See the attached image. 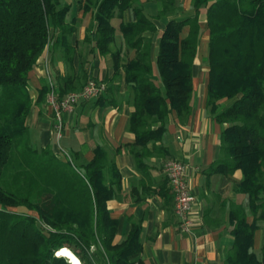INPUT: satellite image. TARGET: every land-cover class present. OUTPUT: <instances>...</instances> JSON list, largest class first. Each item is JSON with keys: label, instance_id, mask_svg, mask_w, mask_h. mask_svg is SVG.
<instances>
[{"label": "trees", "instance_id": "16d2710c", "mask_svg": "<svg viewBox=\"0 0 264 264\" xmlns=\"http://www.w3.org/2000/svg\"><path fill=\"white\" fill-rule=\"evenodd\" d=\"M141 1L149 0H85L83 6L95 23L86 39L100 55L111 54L114 72L123 69L130 89V152L140 166L149 144L156 151L169 116L174 112L183 124L191 115L193 63L204 16L206 107L221 126L222 158L212 172L241 171L234 187L248 201L247 208L230 210L233 239L224 264H264V0H191L193 15L182 20L168 19L181 10L176 0H160L153 17L137 5ZM70 10L62 0H0V264H71L59 254L64 249L81 264H141L135 261L141 251L138 225L123 242L113 243L118 222L106 203L116 194L120 174L107 153L97 146L87 163L62 161L50 147L33 146L27 126L32 108L45 104L49 91L46 83L31 100L30 73L44 50L60 48L65 62H72L70 37L76 28L75 19L68 20ZM127 10L134 21L114 26L113 19ZM155 21H165L160 33ZM117 33L135 52L122 65L121 51H110ZM56 86L60 97L83 87L70 76ZM260 223L257 254L254 235Z\"/></svg>", "mask_w": 264, "mask_h": 264}, {"label": "crops", "instance_id": "0c3cea01", "mask_svg": "<svg viewBox=\"0 0 264 264\" xmlns=\"http://www.w3.org/2000/svg\"><path fill=\"white\" fill-rule=\"evenodd\" d=\"M70 5L68 20L75 19V32L70 37L73 47L72 62H65L62 50L52 52L45 49L30 73V97L34 102L37 93L51 77L57 85L59 78H77L80 85L87 79H94L106 86L101 100H93L77 106L74 112L64 118L63 136L56 142L53 133V119L45 104L34 106L27 119L30 134L34 135L36 148L48 146L55 155L63 150L77 165L87 163L94 157V148L101 147L120 174L115 196L107 201L110 217L117 220L118 228L114 244L123 242L133 225L140 227L141 251L135 261L141 264H224L232 243L230 234V210L234 205L247 208V197L239 193L234 184L240 182L239 170L223 175L212 172V166L221 158V126L215 122L206 107L208 84V30L204 16L199 22L202 34L193 63V109L183 123L177 122L173 112L167 122L161 142L153 152L151 144L144 150L140 166H137L130 152L134 135L127 130L132 106L130 89L125 83L122 68L114 72L110 53L102 56L93 48L86 37L94 31L92 13H83L85 0H62ZM139 7L150 17L161 9L160 0L141 1ZM179 14L168 18L182 20L193 15L191 0L185 1ZM134 21L130 10L119 22ZM165 21H155L157 29L164 28ZM187 28L181 34L184 37ZM154 47L158 44V33L153 37ZM120 50V65L134 57L119 33L110 45V51ZM84 81V82H82ZM79 86V84L77 85ZM227 106L228 103H225ZM136 151L140 148L135 147ZM177 160L186 165L187 186L195 196L191 212L194 227L191 233L182 232L174 213V200L164 171L165 164ZM108 179V176H107ZM27 213L24 208L16 210ZM247 216V221H252ZM254 235V250L259 253L263 229Z\"/></svg>", "mask_w": 264, "mask_h": 264}, {"label": "built area", "instance_id": "2783aa9c", "mask_svg": "<svg viewBox=\"0 0 264 264\" xmlns=\"http://www.w3.org/2000/svg\"><path fill=\"white\" fill-rule=\"evenodd\" d=\"M49 91L45 99V108L53 119V133L56 142L60 141L63 134L64 118L74 112L75 108L100 97L106 90L102 82L88 81L80 90L69 92L60 97L57 93V86L51 77H48ZM58 158L66 159L69 155L59 149ZM69 160H71L69 158ZM186 165L177 160H170L165 164L164 171L174 200V213L179 221L182 232H192L194 223L191 212L195 204V196L187 186L185 178Z\"/></svg>", "mask_w": 264, "mask_h": 264}, {"label": "bare ground", "instance_id": "6f19581e", "mask_svg": "<svg viewBox=\"0 0 264 264\" xmlns=\"http://www.w3.org/2000/svg\"><path fill=\"white\" fill-rule=\"evenodd\" d=\"M61 256L63 257H67L68 259H70L74 264H81L78 259L68 250L64 249L59 253Z\"/></svg>", "mask_w": 264, "mask_h": 264}, {"label": "rangeland", "instance_id": "374dc122", "mask_svg": "<svg viewBox=\"0 0 264 264\" xmlns=\"http://www.w3.org/2000/svg\"><path fill=\"white\" fill-rule=\"evenodd\" d=\"M66 1H70V0H66ZM176 1L178 2V4H179V5L181 6V8H182L183 5H184V3H185V1H187V0H176ZM90 80H94V79H87V80H85V82L82 81V82H84V83H82L81 86H84V85H85L88 81H90ZM94 81H95V80H94ZM92 101H93V100H92ZM31 140L34 141V135H33V134L31 135ZM32 143H33V142H32ZM33 146H34V145H33ZM65 158H66V159H65L66 161H70V162H71V160H72L70 157H69V158H70L71 160H69V158H67V157H65ZM59 159L62 160V161H65V160L62 159V158H59ZM66 161H65V162H66Z\"/></svg>", "mask_w": 264, "mask_h": 264}, {"label": "water", "instance_id": "95a60500", "mask_svg": "<svg viewBox=\"0 0 264 264\" xmlns=\"http://www.w3.org/2000/svg\"><path fill=\"white\" fill-rule=\"evenodd\" d=\"M67 258V257H66ZM68 259V258H67ZM69 262L71 263V264H74L70 259H69Z\"/></svg>", "mask_w": 264, "mask_h": 264}]
</instances>
